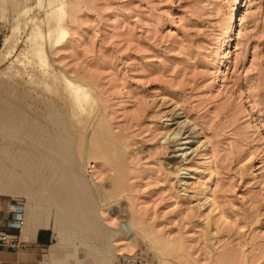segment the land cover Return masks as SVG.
<instances>
[{"label":"rangeland","instance_id":"1","mask_svg":"<svg viewBox=\"0 0 264 264\" xmlns=\"http://www.w3.org/2000/svg\"><path fill=\"white\" fill-rule=\"evenodd\" d=\"M0 52V202L24 227L112 259L126 221L123 253L152 264H264V0H0ZM173 109L205 149H182ZM72 175L86 216L57 191ZM100 212L111 228L85 229Z\"/></svg>","mask_w":264,"mask_h":264},{"label":"bare ground","instance_id":"2","mask_svg":"<svg viewBox=\"0 0 264 264\" xmlns=\"http://www.w3.org/2000/svg\"><path fill=\"white\" fill-rule=\"evenodd\" d=\"M18 29V27L17 26H14L13 28H12V31H11V33L10 34H8L6 37H5V39H3L4 41L2 42L3 44H2V48L3 49H9V48H11L12 47V45H14V44H16L17 43V41H18V36L16 35V30ZM239 32V31H238ZM241 32V31H240ZM240 32H239V34H240ZM49 34H50V36H49V40L51 41V43L53 44V45H56L57 43H59L62 39H63V37L65 36V31H64V29H63V26H61V24H60V21L58 22V24H57V26L56 27H53V28H51L50 30H49ZM2 52V51H1ZM0 52V53H1ZM67 87H69V88H71L72 86H71V84L70 83H68L67 85H66ZM70 90V89H69ZM68 91V90H67ZM78 92H79V90L77 89V88H75L74 89V93H75V95H77L78 94ZM72 94V93H71ZM72 97V96H71ZM79 104V103H78ZM175 108V107H174ZM92 109V108H91ZM91 111V110H90ZM173 114L169 117V119H167L169 122H170V125L171 126H174V128L173 129H180V128H184V127H186V129H187V131L185 132L186 133V137L185 138H183L182 140L184 141H182L180 144L182 145H185V147H183L182 149H188V150H190L191 149V152H194V151H196V150H198V149H200L201 147H204V149H205V146H206V143H205V141H203V140H199V138H198V133L195 131V128L193 127V126H191V125H188V121L186 120V118L185 119H182L181 118V116H180V114L178 113V111L176 110V109H173ZM93 114V113H92ZM54 115V114H53ZM96 115V114H95ZM55 116V115H54ZM53 116V117H54ZM60 116V115H59ZM91 116V115H90ZM94 116V115H93ZM97 116V115H96ZM77 117V116H76ZM100 117V116H99ZM92 118V117H91ZM54 120H56V119H54ZM100 120V123L102 122L103 124H105V121H103L102 119H99ZM90 122H91V120H90ZM90 122L88 123V124H90ZM96 122V121H95ZM54 123V122H53ZM62 123V122H61ZM102 124V125H103ZM56 125H57V127L59 126V125H61L60 124V122H59V120H57L56 121ZM93 125H94V123H93ZM105 125H107V123L105 124ZM89 125H87V127H88ZM92 126V125H91ZM108 126V125H107ZM107 126H105V127H107ZM93 128H92V132H95L96 133V135L97 136H104V135H106V132L105 131H103V130H100V131H98V127H96V126H92ZM91 128V127H90ZM99 128H101V127H99ZM108 128V127H107ZM102 129V128H101ZM109 129V128H108ZM54 130H55V128H54ZM111 130V129H110ZM101 131H103L102 133H101ZM174 131V130H173ZM180 131V130H179ZM61 132V131H60ZM178 132V131H177ZM62 133V132H61ZM60 133V134H61ZM110 133H112L113 134V132H110ZM179 133V132H178ZM55 134V133H54ZM63 134V133H62ZM62 134H61V136H62ZM65 134H67V133H65ZM177 134V133H176ZM53 136V135H52ZM58 136V135H57ZM67 136V135H66ZM94 137H95V135H94ZM200 137V136H199ZM55 138V137H54ZM53 137L52 138H50V139H54ZM67 138V137H66ZM63 139H64V137H63ZM95 139H98V138H95ZM107 139V138H106ZM181 139V138H180ZM59 140V139H58ZM65 140V139H64ZM63 140V141H64ZM104 140V139H103ZM110 140V139H109ZM54 141V140H53ZM52 141V142H53ZM57 141V140H56ZM55 142V141H54ZM34 143H35V141H34ZM46 143V142H45ZM56 144V143H55ZM68 144V143H67ZM32 145H34L33 143H32ZM43 145V144H42ZM64 145H65V143H64ZM35 146V145H34ZM40 146H41V144H40ZM60 146V145H59ZM71 146V145H70ZM69 146V147H70ZM187 146V147H186ZM51 147V146H50ZM43 148V147H42ZM63 148H64V146H63ZM66 148V147H65ZM64 148V149H65ZM38 149V148H37ZM45 149V148H44ZM48 149V148H47ZM56 149V148H55ZM68 149V148H67ZM71 149V148H70ZM41 151H42V149H41ZM40 151V152H41ZM48 151V150H47ZM46 151V152H47ZM62 151H63V149H62ZM69 151V150H68ZM179 151V150H178ZM39 151H37V153H38ZM39 152V153H40ZM43 152V151H42ZM64 152V151H63ZM63 152H61V153H63ZM190 152V153H191ZM38 153V154H39ZM50 153V152H49ZM187 154V151H185V152H182L181 154L179 153V155H177V156H182V158L185 156ZM41 155V154H40ZM43 155V154H42ZM62 155V154H61ZM65 155V154H64ZM70 155V154H69ZM46 156V155H45ZM47 156H49V155H47ZM56 156V155H55ZM177 156H175V157H177ZM37 157H39V156H37ZM41 157V156H40ZM173 157V156H172ZM186 157V156H185ZM36 158V157H35ZM39 159H41V158H39ZM46 159L48 160V158L46 157ZM46 159H44L43 158V160H46ZM54 159V158H53ZM60 159V158H59ZM33 160H34V157H33ZM42 160V159H41ZM40 160V161H41ZM183 160H184V158H183ZM35 161H36V159H35ZM34 161V162H35ZM49 161V160H48ZM60 161V160H59ZM103 161V160H102ZM45 162L46 161H44V165H45ZM61 162V161H60ZM181 162V161H180ZM48 163V162H47ZM49 163H51V162H49ZM49 163H48V165H49ZM38 164H40V163H38ZM38 164H36V165H38ZM42 164V163H41ZM56 164V163H55ZM100 164H102V163H100ZM47 164H46V166L48 167V170H49V166H48ZM74 165V164H73ZM103 165V164H102ZM5 166V165H4ZM30 166V165H29ZM34 166V164L32 165V167ZM104 166V165H103ZM42 167V166H41ZM40 167V168H41ZM57 167V166H56ZM75 167V166H74ZM91 167V171H88L87 172V174H85V175H87L88 176V185H86V186H88V187H92V188H97V182H98V180L99 181H101L99 178H100V170L99 169H97V167L95 166V165H93V166H90ZM105 167V166H104ZM34 168V167H33ZM35 168H39L38 166L37 167H35ZM55 168V167H54ZM58 168H59V166H58ZM46 169V168H45ZM44 169V170H45ZM53 169V168H52ZM56 169V168H55ZM104 169H106V170H108L107 168H104ZM8 170V169H7ZM76 170V169H75ZM88 170V169H87ZM10 171V170H9ZM81 171V170H80ZM85 170H83V172H84ZM56 172H58V171H55V173ZM75 172V171H74ZM52 173V172H51ZM50 173V174H51ZM54 173V174H55ZM67 173V172H66ZM76 173H78L77 172V170H76ZM85 173V172H84ZM114 173V172H113ZM11 174V173H10ZM9 174V175H10ZM65 174V173H64ZM105 174V173H104ZM63 175V174H62ZM61 175V176H62ZM78 175H80L79 173H78ZM78 175H72V176H74V178H73V180H72V182H71V179L72 178H70L69 180V184L67 183V182H64L65 180L64 179H62V181H63V183L64 184H62V186L60 185V187H59V189L57 190L58 191V193H59V195H66L67 196V198H66V205H69V209H68V211L70 212L71 211V213L73 212L71 209H74V210H76V213H77V211H81V212H83V214H85L84 213V211H83V209H84V205H87L86 207H88V204H82V205H80V206H78V205H76V204H74V202H73V200H72V196L74 195H71L72 193H73V191H76V189H77V187L79 186V185H81V183L84 181H82L79 177H78ZM11 176V175H10ZM51 176H52V174H51ZM67 176V175H66ZM69 176V175H68ZM82 176H84V174L83 175H81L80 177L82 178ZM104 176V175H103ZM114 176H116V174L114 175ZM53 177H55V176H53ZM53 177H51V179H53ZM32 178V177H31ZM49 178V177H48ZM56 178V177H55ZM66 178V177H65ZM86 178V177H85ZM114 178V177H113ZM116 178V177H115ZM10 180L11 179V177H9L8 175L7 176H4V177H2L1 179H0V181L1 180ZM50 179V178H49ZM58 179V178H57ZM115 180V179H114ZM51 181V180H50ZM49 181V183H51ZM53 181H54V179H53ZM59 181H61V178H60V180ZM82 181V182H81ZM5 182V181H4ZM42 182V181H41ZM44 183V182H43ZM3 184V183H2ZM55 184V183H54ZM57 184V183H56ZM4 185V184H3ZM9 186V185H8ZM48 186V185H47ZM51 187V186H50ZM53 187V186H52ZM54 187H56V185L54 186ZM54 187H53V190H54ZM73 189H72V188ZM85 187V186H84ZM4 187H0V189H3ZM45 188H46V186H45ZM44 188V189H45ZM49 188V187H48ZM48 188H46V189H48ZM79 188V187H78ZM86 189H87V187H85ZM46 189H45V191H46ZM51 189V188H50ZM57 188H55V190H56ZM89 189V188H88ZM91 189V188H90ZM95 190V189H94ZM48 192V191H47ZM55 192V191H54ZM54 192H51V193H54ZM91 192H93V190H91ZM49 193H50V191H49ZM76 193V192H75ZM77 194H79V193H77ZM81 194H83V192L81 193ZM91 194V193H90ZM58 194L56 193V196H57ZM59 195H58V197H59ZM71 195V196H70ZM84 195V194H83ZM82 195V196H83ZM54 196H55V194H54ZM70 196V197H69ZM75 196V195H74ZM58 197H55V199L56 198H58ZM76 197V196H75ZM84 197V196H83ZM207 197V196H206ZM59 198H61V197H59ZM74 198V197H73ZM80 198H81V196H80ZM64 199V198H63ZM209 199V198H208ZM56 200H58V199H56ZM84 200V199H83ZM82 200V201H83ZM207 200V199H206ZM61 201V200H60ZM60 201L59 202H57V203H60ZM76 201V200H75ZM78 201V200H77ZM76 201V203H79L80 204V202H77ZM86 201V200H85ZM84 202V201H83ZM83 202H81V203H83ZM61 203L62 204H64L62 201H61ZM68 203V204H67ZM61 204V205H62ZM75 206H74V205ZM60 207H62V206H60ZM75 207H77V208H75ZM63 209H64V205H63V207H62ZM67 208H65V210H66ZM85 210V209H84ZM63 211V210H62ZM62 211H61V213H62ZM65 212V211H64ZM68 212V213H69ZM91 212V211H90ZM89 212V213H90ZM66 213V212H65ZM75 213V212H74ZM73 213V214H74ZM88 213V212H87ZM94 213V212H93ZM67 214V213H66ZM77 214H79V215H81L80 214V212L79 213H77ZM82 214V215H83ZM71 214L69 213V216H70ZM93 215V214H92ZM96 215V214H95ZM65 216V215H64ZM69 216H68V219H69ZM85 216H86V214H85ZM87 216H90L89 214L87 215ZM77 217H79V216H77L76 215V219H77ZM83 217V216H82ZM94 217V216H93ZM62 218H64V217H62ZM85 218V225H86V223L88 224L87 226H85L84 224V226L86 227L85 229H88L87 227H92V225H94L95 227L97 226H103V227H107V229H109V227H110V225L112 224V219H111V217H109V215H108V213H106V212H100V213H98L94 218H93V220H92V216H90L89 218L88 217H84ZM70 219H71V217H70ZM81 219V218H80ZM128 220V219H127ZM77 221H78V219H77ZM80 221V220H79ZM78 221V222H79ZM83 221H84V219H83ZM115 221V220H114ZM71 222V221H70ZM74 221H73V219H72V223H73ZM125 223H127L126 221H124ZM77 223V222H76ZM84 223V222H83ZM114 223V222H113ZM125 223H120V227L116 230L115 229V231H114V234H113V232H112V234L114 235V236H116V239L114 240V242L112 243V244H108V246H107V252L109 253V254H112V253H117V254H122L123 252H127V251H130L129 250V248L130 247H132V237H131V233H130V229L128 228V226H127V224H125ZM129 223H130V220H129ZM139 223V222H138ZM74 224H75V222H74ZM79 224H81V225H79V226H82V223H79ZM115 224V223H114ZM113 224V225H114ZM118 224V223H117ZM131 224V223H130ZM129 224V225H130ZM90 225V226H89ZM112 225V226H113ZM116 225V224H115ZM119 225V224H118ZM83 227V226H82ZM81 227V228H82ZM94 227V228H95ZM93 228V227H92ZM111 228V227H110ZM131 228V227H130ZM91 229V228H90ZM111 230V229H110ZM130 230V231H129ZM92 231H93V229H92ZM96 231H97V229H96ZM111 231H113V230H111ZM94 232H95V230H94ZM106 232V231H105ZM109 232V231H108ZM107 233V232H106ZM109 233H111V232H109ZM108 233V234H109ZM121 233H123V234H125V235H122ZM111 234V235H112ZM118 234H120L119 236H118ZM110 235V236H111ZM115 238V237H114ZM218 258V257H217ZM215 259V258H214ZM216 261V260H215ZM221 261V260H220Z\"/></svg>","mask_w":264,"mask_h":264},{"label":"crops","instance_id":"3","mask_svg":"<svg viewBox=\"0 0 264 264\" xmlns=\"http://www.w3.org/2000/svg\"><path fill=\"white\" fill-rule=\"evenodd\" d=\"M16 216L10 204L0 202V235H16L24 245L11 248L0 243V264H116V258L98 256L100 252L96 248L85 252L54 242V231L48 226L24 227L22 224L19 232L14 220ZM105 251L106 255L117 254Z\"/></svg>","mask_w":264,"mask_h":264},{"label":"built area","instance_id":"4","mask_svg":"<svg viewBox=\"0 0 264 264\" xmlns=\"http://www.w3.org/2000/svg\"><path fill=\"white\" fill-rule=\"evenodd\" d=\"M16 215L17 216L14 220L16 221L17 229L20 232L22 230L23 221L18 214ZM0 243L11 248H20L24 246L19 237L9 234H1ZM116 256V264H152L151 261L141 252L123 253Z\"/></svg>","mask_w":264,"mask_h":264}]
</instances>
